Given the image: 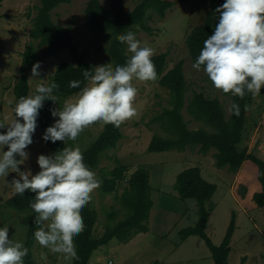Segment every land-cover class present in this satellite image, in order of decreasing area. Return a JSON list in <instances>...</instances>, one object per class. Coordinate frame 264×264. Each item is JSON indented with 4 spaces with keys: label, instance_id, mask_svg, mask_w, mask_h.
<instances>
[{
    "label": "rangeland",
    "instance_id": "374dc122",
    "mask_svg": "<svg viewBox=\"0 0 264 264\" xmlns=\"http://www.w3.org/2000/svg\"><path fill=\"white\" fill-rule=\"evenodd\" d=\"M90 0H74L72 4L61 5L53 14L54 23L70 28L74 42L81 54H85L87 63L95 70L98 67L111 66L109 38H100L88 33L85 25V11ZM108 8L112 0H99ZM127 11H133L142 0H122ZM173 2L174 6L161 18L157 13H150L146 20L151 33L140 28L136 37L142 46L151 47L153 56H167V70L183 62L186 82L185 106L181 111L183 120L193 131L205 129L215 131L203 122L196 121L188 111V104L196 93H203L208 99H218L223 105L227 119L231 117L232 100L213 87L212 82L201 69H193V60L187 46V37L191 31L205 21L209 9V0H164ZM38 0H0V122L8 123L14 118V87L23 75L32 77V69L24 70L23 53L33 43L39 49L38 42L33 41L30 32L33 19L37 15ZM127 48V46H126ZM130 57L131 53H127ZM68 50H63L56 57H45L41 62V76L48 79L55 75L63 62H69ZM36 79V78H33ZM29 81V94L34 91L36 83ZM137 88L134 100L135 115L121 123L123 138L115 151H105L101 155L96 170L99 187L91 199L98 219L93 237L101 238L110 226L126 217V210L116 194L104 195L101 191L104 178H111L110 172L119 164L127 167V176L137 169H147L151 175V200L153 208L149 218V232L131 237L127 243L114 239L101 246L90 259L89 264H215L212 252L199 236H191L182 241L181 232L196 228L201 219V207L195 199L183 200L176 190L178 176L187 169L200 168L202 177L217 186V191L206 207L214 206L211 212L206 234L215 246H221L226 237L232 215H236V231L231 241L229 264H264V207H258L253 200L256 193L262 191L259 180V168L247 161L242 168L233 173L228 168L219 169L216 165L213 149L207 155L199 152V147H192L183 153H150L149 145L155 136L170 138L162 121L155 118L162 116L165 110H171L169 91L154 82L133 80ZM54 108L63 107L65 100L76 101L77 95L70 98L58 97ZM246 133L239 150L248 149V153L264 162V89L255 96L249 105ZM22 121V118H20ZM58 119V117L56 118ZM105 123L97 122L86 128L78 141H69L62 146L82 153L90 148L104 132ZM1 132H6V128ZM42 131L37 126L33 143L26 149L28 159L20 165L22 171L31 170L33 174L40 171L37 163L39 155H54L42 139ZM7 146H5V151ZM19 159V157H17ZM16 173L7 178H0V227L9 226V238L27 241L29 222L28 212L11 209L7 201L15 194L10 182ZM127 177V178H128ZM154 189V192H153ZM123 187L118 188L121 194ZM115 215L114 219L110 217ZM48 255L47 264H74L69 260L42 248L37 242L33 255L37 264H45L40 259L41 253ZM25 264V263H24Z\"/></svg>",
    "mask_w": 264,
    "mask_h": 264
},
{
    "label": "trees",
    "instance_id": "16d2710c",
    "mask_svg": "<svg viewBox=\"0 0 264 264\" xmlns=\"http://www.w3.org/2000/svg\"><path fill=\"white\" fill-rule=\"evenodd\" d=\"M37 15L33 19L30 36L33 41L38 42L37 49L32 43L25 53H23L24 70H31L33 65L47 57H56L63 50H68L71 56L69 62H63L57 69L50 82L59 84V92L54 93L61 98H70L82 92L87 86V80L83 73L85 71L95 72V69L87 63L85 54H81L78 45L74 42L72 30L64 28L54 23L53 12L61 5L72 4L74 0H38ZM225 0H209V9L206 13L205 21L202 25L195 27L187 37V46L193 63L196 61L203 42L215 30L218 23L219 13L216 9ZM174 6L173 2L164 0H142L133 11H127L122 0H112L110 6L105 8L99 0H90L85 15L87 22L85 28L88 33L100 38H109V54L111 66L125 64L129 58L126 55V45L119 43V37L128 31L137 34V29L151 33L146 20L150 13H157L161 18L166 16V11ZM167 56L161 54L153 56L152 60L156 68L157 77L153 81L169 91L171 96V110H165L162 116L155 118L162 121L164 129L171 135L164 139L155 136L151 141L148 151L150 153L179 152L183 153L192 147H199V152L207 155L213 149L217 150L215 155L216 165L219 169L228 168L231 172L237 173L247 161L256 164L259 168V180L262 191L253 196V200L258 207H264V162L248 153V149L240 151L244 135L246 133L247 120L249 116V105L252 101V94L246 93L243 99L233 97L230 93L232 104L235 102L240 107L239 115L231 111L229 119L225 116L223 105L218 99H208L203 93H196L188 104L190 115L199 122H203L215 132H208L205 129L197 131L190 130L181 114L185 106L186 82L183 62L167 70ZM81 81L79 88H70L69 81ZM29 80L27 75H23L14 87L15 104L21 96L29 95ZM14 104V107H15ZM54 102L47 100L40 110L38 117V127L44 134L47 127L54 123L51 116V109ZM2 129H0V132ZM123 138L121 125L105 124L104 132L99 139L85 152L83 156L88 167L96 173L100 164L101 155L105 151H115ZM45 145L54 153L64 149L58 141L52 143L45 142ZM127 167L119 164L110 172L111 178H104L102 193L116 194V198L121 202L127 211L126 217L118 221L107 229V232L99 239L93 237L97 224L98 215L93 206L92 199L82 210L84 229L75 240L76 257L74 264H89L91 257L101 246L109 244L114 239L121 243H127L131 237L149 232V218L153 208L151 200L152 188L150 186L151 175L147 169H137L132 175L127 176ZM128 177V178H127ZM123 187L122 193L118 194V188ZM176 190L180 198L195 199L201 207V219L196 228H190L181 232L182 241L191 236L201 237L207 247L212 252L215 264H229L230 245L236 231V215H232L226 237L221 246H215L206 234V227L214 206L207 209L206 205L211 201L217 191V186L206 181L202 177L200 168H190L178 176ZM35 193L26 191L23 195L14 194L7 201V205L19 212H28L27 220L29 230L25 247L29 249L28 255L24 258L25 264H37L33 255V247L36 243L34 223L36 213L31 209ZM113 214L110 219H114ZM245 263V260L242 261Z\"/></svg>",
    "mask_w": 264,
    "mask_h": 264
},
{
    "label": "clouds",
    "instance_id": "9594fccd",
    "mask_svg": "<svg viewBox=\"0 0 264 264\" xmlns=\"http://www.w3.org/2000/svg\"><path fill=\"white\" fill-rule=\"evenodd\" d=\"M218 23L213 34L203 42L192 67L201 69L215 89L233 97L253 96L264 89V0H225L216 9ZM131 56L123 65L98 67L95 72L83 73L87 80L75 102L65 100L63 107L51 109L54 123L47 127L42 139L45 142L78 141L84 130L97 122L121 123L135 115L134 100L137 88L133 80L153 81L157 77L151 47L142 46L133 31L119 37ZM41 64L32 68L29 81L36 83L34 91L21 96L14 107V118L7 124L0 122V178L10 173L16 177L8 183L14 192L23 195L35 193L31 209L36 213L34 239L44 249L66 259L76 257L75 240L84 229L81 215L89 203L92 192L99 187L96 174L85 163L79 149L65 147L54 155H39L40 171H22L20 165L29 157L26 149L33 143L37 121L44 102H58L54 93L59 84L41 76ZM81 81H69L70 88H79ZM231 111L239 115L237 103ZM22 118V121L21 119ZM5 146L7 150L5 151ZM19 157V159H17ZM29 249L22 241L9 238V226L0 227V264H24ZM40 259L47 264L48 255Z\"/></svg>",
    "mask_w": 264,
    "mask_h": 264
},
{
    "label": "crops",
    "instance_id": "0c3cea01",
    "mask_svg": "<svg viewBox=\"0 0 264 264\" xmlns=\"http://www.w3.org/2000/svg\"><path fill=\"white\" fill-rule=\"evenodd\" d=\"M151 186H152V181H151ZM152 188H153V186H152ZM153 192H154V189H153Z\"/></svg>",
    "mask_w": 264,
    "mask_h": 264
}]
</instances>
